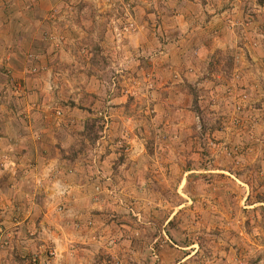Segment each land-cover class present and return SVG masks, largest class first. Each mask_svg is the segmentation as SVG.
Returning <instances> with one entry per match:
<instances>
[{
	"label": "rangeland",
	"instance_id": "1",
	"mask_svg": "<svg viewBox=\"0 0 264 264\" xmlns=\"http://www.w3.org/2000/svg\"><path fill=\"white\" fill-rule=\"evenodd\" d=\"M227 1L45 0L40 6L48 14L42 26L50 30L41 29L37 53L50 60L42 68L34 58L26 78L53 97V119L87 143L84 124L99 121L93 148L106 113L110 127L98 158L113 151L115 166L135 170L150 218L178 213L149 241L151 264L174 246L181 260L196 242L199 251L181 264H264V0H233L239 23L226 27ZM242 6L247 15L237 17ZM223 27L240 29L239 38ZM238 39L248 58L242 73L238 57L229 58ZM3 66L8 82H17ZM90 150L83 162L99 168L102 161L92 164Z\"/></svg>",
	"mask_w": 264,
	"mask_h": 264
},
{
	"label": "crops",
	"instance_id": "2",
	"mask_svg": "<svg viewBox=\"0 0 264 264\" xmlns=\"http://www.w3.org/2000/svg\"><path fill=\"white\" fill-rule=\"evenodd\" d=\"M43 1L0 0V264H151L149 241L159 233L157 228L174 222L178 213L166 221H159L155 212V218H150L135 170L115 166L113 151H106L101 159L93 155L94 146L81 152L83 143L87 145L85 138L64 132L62 120L53 119L52 107L57 105L53 97L37 91L41 89L38 80L35 85L26 78V71L36 63L34 58L40 59L42 68L50 60L37 53L41 29L50 30L42 26ZM234 4L228 0L223 11L228 17L223 23L226 27L230 20L239 23L232 18L238 9ZM236 12L237 17L247 15L244 6ZM223 30L239 38L240 29ZM244 44L241 39L235 41L229 57L230 61L238 57L241 73L248 61ZM225 50L231 51L230 46ZM4 64L17 82L10 83L3 76ZM9 83L17 91H11ZM88 149H92V164L102 161L99 168H86L83 160ZM199 245H190L195 250L181 260L176 246L168 247L160 253V264L175 257L174 264L186 263Z\"/></svg>",
	"mask_w": 264,
	"mask_h": 264
},
{
	"label": "trees",
	"instance_id": "3",
	"mask_svg": "<svg viewBox=\"0 0 264 264\" xmlns=\"http://www.w3.org/2000/svg\"><path fill=\"white\" fill-rule=\"evenodd\" d=\"M84 125H85V130L87 129L86 134H88L87 136L89 141L87 145L83 143V146L80 148L81 152L83 153H85V147L87 146L89 148V146H92L96 142V140L100 137L99 134H101L100 133L101 127L99 126V121L97 120L86 121Z\"/></svg>",
	"mask_w": 264,
	"mask_h": 264
},
{
	"label": "built area",
	"instance_id": "4",
	"mask_svg": "<svg viewBox=\"0 0 264 264\" xmlns=\"http://www.w3.org/2000/svg\"><path fill=\"white\" fill-rule=\"evenodd\" d=\"M32 71L35 72V69H33ZM101 119L103 121V137L100 138V141H98L97 145L95 146V149H94V154L95 155L98 154V150H99V148H101L100 147V143H101L102 140L105 139V137H106L105 135L107 133V130L110 127V124H109L110 123V118L108 117V115L106 113H104V114L101 115ZM96 191L99 192L100 191V188L98 187L96 189ZM59 210L61 211V209H59Z\"/></svg>",
	"mask_w": 264,
	"mask_h": 264
}]
</instances>
